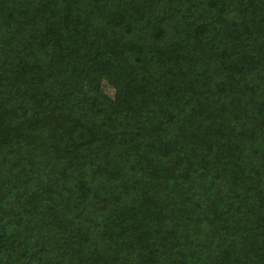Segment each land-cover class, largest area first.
<instances>
[{
  "label": "trees",
  "instance_id": "16d2710c",
  "mask_svg": "<svg viewBox=\"0 0 264 264\" xmlns=\"http://www.w3.org/2000/svg\"><path fill=\"white\" fill-rule=\"evenodd\" d=\"M0 264H264V0H0Z\"/></svg>",
  "mask_w": 264,
  "mask_h": 264
},
{
  "label": "rangeland",
  "instance_id": "374dc122",
  "mask_svg": "<svg viewBox=\"0 0 264 264\" xmlns=\"http://www.w3.org/2000/svg\"><path fill=\"white\" fill-rule=\"evenodd\" d=\"M104 89L107 91V93H108V92H110V93L112 92V89H111L110 87H108V86H105Z\"/></svg>",
  "mask_w": 264,
  "mask_h": 264
}]
</instances>
